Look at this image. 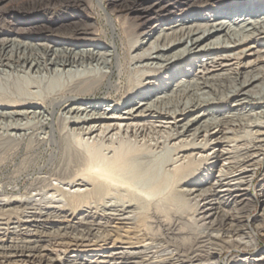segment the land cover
Returning a JSON list of instances; mask_svg holds the SVG:
<instances>
[{"label": "bare ground", "instance_id": "6f19581e", "mask_svg": "<svg viewBox=\"0 0 264 264\" xmlns=\"http://www.w3.org/2000/svg\"><path fill=\"white\" fill-rule=\"evenodd\" d=\"M13 1L15 0H0V22L20 14L31 15L36 5L48 6L54 1L79 2V0H24L25 3L20 6H3ZM112 1L115 4L117 0ZM223 1L225 0H119L121 6L128 12H135L136 17H143L144 22H148L151 17L162 16L164 19L176 13L184 14L188 10L206 6L222 9L220 13L225 17H235L234 14L245 12L246 16L250 12H257L258 15L257 18L248 19L237 15L236 19L227 18V20H219L202 27L186 26L190 22L205 20L206 14L203 12L208 11L199 10L202 14L185 16L179 25L174 24L169 27L172 29L170 35L164 32L165 27L163 26H160L151 36L149 35L151 31L146 32L139 46H142L146 37L150 39L155 33L157 36L154 42L160 41L163 44L148 46L147 52L136 54L135 59L145 61L144 66L146 67L158 66L157 68L162 69L164 75L162 78L147 77L148 83L151 82L155 89L150 88L152 91L143 92L141 95L137 93L132 98L127 96L120 106L113 103L102 107L101 104L110 96L108 94L111 89L118 90L121 87L123 62L128 53L123 43L117 44L116 42V38H119L118 28L115 19L108 13L104 0H93L96 9L103 12L107 26V29L102 31V35L107 38L109 36L110 44L103 47L104 52H101V48L97 46L91 49L82 48L74 41L75 38L83 36L93 38L94 33L81 28L72 15L68 14L55 20L45 17L36 19L39 21L34 23L23 21L22 25L27 26L15 27L14 30L21 33L57 32L61 36H66V39L72 40L71 42L65 39L61 42L50 41L48 36L37 40L35 38L33 43L31 41L22 42L16 37L6 36L8 33L0 29V36L5 35L0 38V71L4 70V67L7 69L13 67L27 75L30 73L39 75L46 72L53 79L66 76L72 81L68 89L63 92L57 91L51 96L31 95V93L24 92V94L13 96L0 92V132L5 133H1L0 136H3L1 137L3 140L6 138L8 141L16 140L17 142L19 138L24 137L26 132L18 135L7 132H20L25 127L33 128L31 122L20 124L21 120L32 117L40 124L39 126L50 128L49 141L59 145L66 137L57 127L54 114L62 108L60 117L62 115V119L76 126L75 130L79 131L78 136H88L89 139L93 136L94 142L96 138L113 142L119 134L135 139L137 136L144 135L147 130L154 131L155 127L148 121V118H156V120L160 119L164 123L172 124L170 128L175 133L171 132L168 136L175 139L181 137L179 145L177 143L175 147L172 146L174 151H179L181 148L183 150L198 149L200 153L209 145V142L213 141L215 144L212 148L217 145L221 148L217 149L216 153L213 152L212 158L222 162L215 169L211 165H209L210 168H206L204 172V175L208 176L206 180L203 178L184 181L183 185H180L178 192L188 196L189 200L191 197L195 200L192 211L186 218L178 213L179 210L177 211L179 215L169 214V210L165 211V207L173 203L172 199H165L164 204H166L161 205L162 207H158L157 204L151 205L153 208L157 207L149 214L141 210H139L140 214L139 212L135 214L133 211L135 210L134 200L147 202L146 204L150 205L155 196L157 199V195L164 191V186L178 183L183 175H187L188 171L185 170L189 162L186 158V162L183 157L184 162H179L177 165H174L177 162L174 160V166L171 168L173 177L170 178L172 183L164 182L166 183L164 184L158 174L155 175L158 177L154 176L156 179L144 178L139 167L131 163L133 161L126 159L121 161L125 157L128 158L129 153H124L127 156L122 157L120 151L121 154L115 159L112 157L114 161L103 164L100 163L101 161L98 163L95 162L96 160H90L89 157H83L84 163L78 168L76 175H79L80 183L90 182L93 185L92 190L85 189L83 192L80 190L81 185H78L70 193L69 189L66 191L56 184H51L48 186L50 189L44 194L36 193L25 198L0 199V264H214L222 249L238 247L248 250L258 245V238L248 230L251 220L248 217V210L253 208L254 204L247 191L250 186L254 185V177L264 160V64H261L260 59L263 47L257 42V39L264 38V0H233L228 4ZM230 22H237L239 29L232 28ZM178 26L180 28L177 32ZM132 34V38L136 41L129 43V50L135 46L140 36L136 32ZM52 42L53 44L50 45ZM247 42L254 44L238 52L235 51L238 46ZM199 53L206 58L200 59ZM247 53L254 55L255 58L247 60L238 67L229 64V60L246 57ZM186 56L190 58L196 56L197 62L190 60L184 66L171 69ZM85 66H89V69L92 66V71H96L95 75L99 73L98 77L92 79L84 77L87 73ZM179 73L181 77L174 81L176 74ZM114 75L115 79L112 81ZM227 79L231 85L225 88L222 82ZM220 86L225 89L219 90L220 96L214 94L215 98H207L205 93H216ZM100 87H104L106 95L101 100L93 101L92 98H95L94 94ZM51 88L53 90V87ZM51 88H49L50 91ZM203 94L206 96L202 97ZM77 96H80L83 101L68 103ZM218 97L224 98V102L216 104ZM228 99H232V104L227 108L230 111L226 114L224 107H220V104L226 103ZM214 104L217 106L209 107ZM121 106H123L122 110ZM247 107L250 108L249 113L246 112ZM197 108L199 112L182 122ZM253 108L258 111L251 112ZM179 122L182 123L178 124ZM245 127L250 128L246 132L251 137L245 143L233 146L236 152L239 149L244 151L236 155L234 153L225 166L223 161L226 162L228 157L221 158L226 154L222 144L223 140L234 141L235 137L231 139L227 133H233L234 130ZM187 132H190L187 134L191 137L190 141L187 137L183 138ZM156 133L158 134L155 131ZM255 134L261 136L258 141H253L254 138H259L254 137ZM198 137H201L199 142H197ZM76 148L74 151H78ZM209 155L210 152L202 158L209 160ZM190 171L192 170H189V173ZM145 176L147 177L148 174ZM74 182L70 180L69 186L74 187L75 185L72 186ZM257 188L259 193L264 192V179L257 185ZM49 190L53 191L48 193ZM113 191L114 193H111ZM115 192H117L116 195ZM89 194L96 195L95 198H103L100 196L105 195L108 197L112 194V200L109 197L108 199L119 207L113 211L116 213H110L115 216H107L106 222L102 223L103 218L100 215L92 214L84 222L78 220L76 223L72 221L60 223L56 230L49 232L54 222L50 221L52 217L50 215V218L48 214L53 213L55 217L58 216L57 214H63V217L73 216V212L66 214L64 207L73 209L80 207L83 203L86 204L89 200L85 201V197ZM163 196L162 199H164ZM262 196L263 198L259 201L262 210L261 223L256 224L255 228L264 234V193ZM37 201L44 202L46 206H36L34 203ZM142 207H144L143 210L147 209L146 205ZM198 211L200 216L196 218L194 213ZM113 219L124 221V223L113 230H106L104 227L109 220ZM199 220L203 221L202 224H198ZM121 230L124 231L123 235L120 234ZM8 235H14L12 239L19 237V241L5 240L4 238ZM47 246H55L58 249L53 250L55 247L49 249ZM86 246L96 248L84 250L82 254H78L82 250L78 248ZM68 250L76 254L68 256ZM87 251L95 252V255H87ZM100 252L102 254L97 259L93 257ZM255 256L256 259L248 264H264V248L260 249ZM247 258V256L243 257L244 262ZM212 259L214 263L210 261ZM203 261L207 262L202 263Z\"/></svg>", "mask_w": 264, "mask_h": 264}, {"label": "rangeland", "instance_id": "374dc122", "mask_svg": "<svg viewBox=\"0 0 264 264\" xmlns=\"http://www.w3.org/2000/svg\"><path fill=\"white\" fill-rule=\"evenodd\" d=\"M23 1L24 0H15L13 2H7V3L3 4V6L4 5H6V6L7 5L8 6H10V5L20 6L21 4L25 3ZM231 1H233V0H225V1H223V3L228 4V3H231ZM244 1H248V0H244ZM104 2H105L106 9L109 11L108 13H110L112 15L113 19H115V21H116V25L118 28L117 32L119 35V38H116V42H117V44L123 43L124 47H127L128 53L126 55V59L123 62L122 79H121L122 83L120 84L121 87H119L118 90L117 89L116 90L115 89L110 90V92L108 94L110 96H108L106 98V100L104 99L102 101L103 103H101L102 107H107V105L113 104V103H116L118 106H120L121 103L125 100V98H127V96L129 98H132V97H135L137 95V93L139 95H141V93H143V92L152 91L155 89V87L153 85H151V82L148 83L149 79L147 77H149V76L150 77L151 76L157 77V78L163 77V75H164L163 70L160 68H157L158 66L153 67V65H151V66L146 67V66H144L145 61H143V60L137 61V59H135L136 54L144 53V51L147 52L148 46L154 47L155 44L156 45L163 44L160 41L154 42L155 36H157V33H155L154 36L150 39L148 37H146L147 38V39H145L146 41L144 40L142 46H139L140 40H141V38L145 37L146 32L151 31L149 34L151 36L155 31H157V29L160 26H163V28L165 27L164 32H166V33H168V35H170L172 32V29H169V27H172L174 24L179 25L183 17L190 16L192 14L200 13V11H202V10L208 11V12H203V14H206V16H204L205 20L190 22L186 26H190V25H192V27L197 26V25L201 26V27L205 26V25L207 26L209 24L216 23L219 20H227V18L230 20L236 19V18H238L237 15H239V16L241 15L242 18L245 17L247 19L250 17L257 18V16H258L257 12H250L246 16V12H245L243 14H234L235 17L234 16H226L225 17L224 14L220 13V11H223L222 9L218 10L217 8L213 9L212 6H206V7H202V8L197 7L195 9L188 10V11L184 12V14L176 13V14L172 15L171 17L164 18V19H162V16L151 17L148 22H144L143 17H140V18L136 17L137 14L135 12H128V10H126V8L121 6L120 5L121 2H119V0H117L115 2V4L113 3L112 0H104ZM91 5H93L95 7L93 0H79V2L75 1V2H69V3L54 1V3L52 5H48V6H45L44 4L36 5L34 7V11L31 14L32 16L31 15L25 16V15L20 14V15H16L13 17H8V19H6L5 21L0 22V29L4 30V32L8 33L6 36H8V37L11 36V38L16 37V38H18V40H20L22 42H26V41L30 42L31 41V43H33V42H35V40H34L35 38L37 40V39H40L41 37H44V36H48V39L50 41L61 42V40L65 39V41L71 42L72 40L66 39L67 38L66 36H61L57 32H53V33L52 32L51 33L42 32L41 33L39 31H31V33L30 32H22L21 33L19 31L17 32L16 30H14L15 27L20 28L21 26L22 27L27 26L24 24L22 25V23H24L25 21L29 22V23H34L36 21H39L36 19L45 18V17L55 20V19H61L65 15L68 14V15H72L74 21L78 22L79 23L78 25H80L81 28H83V29L86 28L87 30H89V32L94 33L93 38L83 36V37L78 38V39L75 38L74 41L76 43H78V45H81L82 48H90L91 49L93 46H97V47L101 48V52H104L105 48H103V47L110 44L109 36L107 38V37H104L102 35V31L104 29L105 30L107 29L105 20L103 18L104 15H103V12L96 9V7L94 8L92 6V8H91ZM115 5H117V6H115ZM219 5H223V4H219ZM200 14H202V13H200ZM165 15H166V13H165ZM230 25L235 30H238L240 27L237 25V22H235V23L230 22ZM54 27H56V26H54ZM179 28H180V26L177 27V32L179 31ZM135 32L137 34H139L140 36H139V39L137 40V42L135 43V46L131 47V49L129 50V43L132 42L133 40H135L132 38V35H133L132 33H135ZM3 36H5V35H1L0 38H3ZM257 42L261 47H263L262 52H261V58H260L262 61V63L261 62L260 63L263 65L264 64V57H263L264 56V38L263 39H261V38L257 39ZM52 44H53V42L50 43V45H52ZM250 44H252V43H250V42L244 43V44L238 46L235 49V51L238 52L242 49L248 48V46ZM150 45H152V46H150ZM199 57H200V59L206 58L201 53H199ZM254 58H255L254 55H249L247 53L246 57H242L240 59L234 58V59L229 60V64H231L235 67H238L240 64H243L247 60H252ZM190 60H192V61L196 60V62H197L196 56L192 57V58H190V56H186L180 62H178L175 67L172 66L171 69L174 70L177 67L184 66L188 61L190 62ZM92 68H93L92 66H90V69H89V66H85L87 73H85L84 77H87L88 79H90V77H91V79L98 77L99 73L95 75L94 72H96V71L93 72ZM4 70L0 71V92L12 94L13 96L17 95V94H24V93H31V95L32 94L33 95H36V94L46 95L47 94L48 96H51V95L56 94L57 91H59V92L65 91L72 84V81H70L71 79L69 77H66V76H63V77L58 78V79L56 77L53 79L52 76L48 75L46 72H42V74H39V75H37V74L31 75V73H30V74H28L29 75L28 76L26 73L21 72L19 69L16 70L13 67H10L9 69H7V67H4ZM177 71H178V69L176 70V72ZM115 75H116V73H115ZM115 75L113 76L112 81L115 79ZM180 77H181L180 73L176 74L174 81L178 80ZM170 82L173 83V81H170ZM222 83H224L222 85L225 86V88L227 86L231 85L229 79L223 81ZM148 85H150V86H148ZM51 87H53L54 91L52 90ZM47 88L48 89L51 88V91H50V89L47 90ZM150 88L151 89L153 88V89L150 90ZM218 88H217L218 91L216 93H214V92L205 93L207 95V98H215L216 96L214 94H217V96H220L221 92H219V90L220 91H221V89L225 90V89H223L224 87H221V86ZM114 91H117V92H114ZM105 92L106 91H105L104 87H100L99 89H97V91L94 94L95 98H92L93 101L94 100H96V101L101 100L106 95ZM151 93H153V92H151ZM208 94H209V96H208ZM210 95H211V97H210ZM205 96L203 94L202 97H205ZM224 100H225L224 98L218 97V100H216L217 101L216 104H218V102L219 103L224 102ZM76 101L80 102L83 100H81L80 96H77L74 100L68 101V103H73ZM216 104L211 105L209 107L213 108V106H217ZM230 104H232V99H228L226 103H222V104H220L221 106L220 105L219 106L224 107L226 114H228V111H230V110L227 108L229 107ZM120 109L122 110L123 106H121ZM248 109H250V108L249 107L246 108L247 113H249ZM199 111H200L199 108H197L191 114L186 116V118L182 122L191 118L193 115H195ZM254 111H258V109L253 108L251 110V112H254ZM60 114H62V108L59 111L55 112V114H54L55 121H56L57 127L61 131H63L62 134L66 137V139H64L62 141L63 143L61 142L59 145L54 143V142L49 141L48 137H49V133H50V128L47 126H43V127L39 126L40 124L36 121L35 118L32 119V117H28V119L26 118V119L21 120L20 124L25 123V122H31L30 124L33 126V128L31 127V129H30V128L25 127L20 132H17V131L16 132L15 131H11V132L8 131L7 132L9 134L14 133L16 135H18L19 133H22V132L23 133L26 132L25 136L22 138H19L17 142H16V140H14V142H13V140L8 141L6 138H4V140H3V138H1L3 136H0V144H1L0 145V199L25 198L28 195H31V194L34 195L36 193L44 194V192H46L48 189H50L48 186L51 184L52 185L56 184L59 187H61L62 189H65L66 191H67V189H69L70 193L73 191L74 188L76 189L78 185H81L80 190L83 192L85 189L86 190H89V189L92 190L93 185L90 182L84 181V182L80 183L79 178H78L79 175H76V173L78 172L77 171L78 168H80L82 166L81 164L84 163V160H82L83 157H87V158L89 157L90 160H92V161L96 160L95 162H98V163L101 161L100 163L103 164L105 162L109 163V161H114L112 159V157H114V159H115L121 153H122V157L127 156V154H124V153H129L128 158L125 157V158H123V160L121 159V161H125V159L129 160V161H133L131 163L134 166L136 164V166L139 167V171H141V175L144 178L156 179L155 177H158V176H155V175L158 174L159 177L161 176L160 179H161L162 183H164V182L172 183L171 179L173 177V172H172L173 169H171V168H173L174 165L179 164V162L180 163L184 162L185 158H186V161H188L189 164L186 167L187 169L185 171H188V174L183 175L178 183H175V184L173 183L172 185L164 186L165 188L164 189L162 188L164 191H162L160 193V195L159 194L157 195V199L155 196V199H153L151 201L152 203L150 202V205H149V203L147 205L146 204L147 202L142 203L137 199L134 200L133 206H135L134 207L135 210H133V211L135 214H137V212H139L138 214H140L139 210H141V212L145 211L144 213L149 214V212H152V210L154 211V208H156L157 206L160 207L161 205L162 206L165 205L166 204V203L164 204L165 199H168V200L172 199L173 203L167 205V207H165V211L169 210L168 211L169 214H177V215L180 214L181 216H183V217L185 216L187 218L188 214H190V212L192 211V208L194 206L193 204H195V200H193L191 196H190L191 198L189 200L188 196L186 197L182 193L178 192V190L183 185V182L184 181L199 180V179H203V178L206 180L208 178V176L204 175L206 168H210L209 165H211L212 168L215 169L218 167V165H220L222 163L219 159L212 158L214 156L213 152L216 153L217 149L221 148L220 145L214 146L212 148V146L215 144V142H213V141H212L213 143L209 142V145H207L203 151H200V153H198V149L183 150L181 148L179 151L178 150L174 151L172 149V146L175 147V145H177V143L179 145L181 137L175 139L173 137L168 136V135H170L171 132L175 133V131H173V129L170 128V125H172V124L171 123H164L163 120H160V119L156 120V118H148V121L150 123H152V125L155 127V130L152 131L150 129L151 132H149L150 130H147V132H145L144 135L137 136L135 139H134V137H131V136L126 137V136H122L121 134H119V135H117L118 138L115 139L113 142H109V140H105V139H98L97 140V138L95 139V142H94L92 140L93 136L90 139L88 138V136H78L79 131L75 130L76 126L71 125V123L68 120L65 121V119H62L63 117H62V115L60 117ZM60 119H62V120L60 121ZM182 122H179L178 124H180ZM168 128L171 129V131ZM249 129L250 128L245 127V128H240L238 130L236 129V131L234 130L233 133L232 132L227 133V136H229L231 139H233L232 137H235V140L228 142V140L225 139V140H223L224 142H222L223 146L225 147L224 150H225L226 154L221 158H227L228 157L227 158L228 160H226V162L223 161L225 166L227 165L228 161L231 160V157L233 156L234 153H235L234 155H236V154L242 153L244 151V150L239 149L240 151L238 150L236 152V150L234 151V147H235V145H241V144L245 143L247 140H249L251 135L249 136V133L246 132ZM155 131L158 132V134L157 133L155 134ZM167 131H169V132H167ZM165 132H167V133H165ZM1 133H2V131L0 132V134ZM65 133L68 135V139H67V135ZM189 133L190 132H187L185 134V136H183V138L187 137L188 141L191 140L190 135H187ZM2 134H5V133H2ZM256 136L259 137V135L255 134L254 137H256ZM260 138H261V136L259 138H254L253 141H258ZM41 139H42V141H41ZM46 139H47V141H45ZM200 139H201V137H198L197 142H199ZM74 140L75 141L77 140V141L75 142ZM103 140H104V142H103ZM78 141L80 142V144ZM91 142H92V144H91ZM111 143H113V144H111ZM263 144H264V141H263ZM75 148L78 151H74ZM120 151H121V153H120ZM208 152H210V155H209L210 159L205 160L202 157L205 156V154ZM91 155H92V157H91ZM172 157H173V160H171ZM183 157H184V161H182ZM179 158H180V161H178ZM187 158L188 159L190 158L191 160L193 158L194 161L193 160L191 161L190 159L188 160ZM174 160L177 161L175 164H174ZM214 166H216V167H214ZM189 170H192V171H190V173H189ZM263 171H264V160L262 161L261 165L259 166V170L257 171V173L254 177V185L250 186L248 191H247L249 197L252 199L253 204H254V207L250 208V210H248V215H249L248 217L251 219L249 221L250 226H249L248 230L251 231V233L254 237L258 238V245L255 248H252V249L250 248L248 250L238 248V247L222 249L220 251V254L218 255V257H216V259H217L216 262L213 261V259L210 260L213 263L215 262L214 264H248L249 262L255 260L256 259L255 254H257V252L260 249L264 248V234L261 233L260 231L256 230V228H255L256 224L261 223V216H262V210L260 208L259 201L263 198L262 195L264 192L261 191L259 193L257 185L262 181V179H264V176H263L264 172ZM147 174H148V176L146 177L145 175H147ZM162 175H164V176H162ZM162 177H164V178L162 179ZM165 178H168V179H165ZM70 180L75 181L74 184H72V186L75 185L74 187L69 186ZM166 183H164V184H166ZM52 191L53 190H51V191L49 190L48 193L52 192ZM111 193H114V191ZM56 194H59V193H56ZM116 194H117V192H115V195ZM162 194H164L165 196H163ZM161 195L164 197V199H162ZM60 196H58V197H60ZM89 196H90V198H89ZM95 196L96 195H90V194L88 195V197L86 196L85 201H87V200H89V201H87L86 204L85 203L81 204L80 207L73 208V209H71L67 206L64 207V211H66V214H72L70 212H73L74 217L72 215L67 216V217H63V214H57L58 216H61V217H58V216L55 217V216H53V215H55L53 213L48 214L49 217H50V215L52 217V218L50 217L51 218L50 221L54 222L52 227L49 229V232L56 230L57 226L60 223H66L68 221L69 222L72 221V222L76 223V222H78V220H81L84 222L87 219H89L88 217L91 216L92 214L100 215L103 218L101 222L105 223L107 216H109L110 213H113V214L116 213V211L115 212H113V211L115 209H118L119 207H117L113 202H110L113 198L112 194H110L111 197L108 196L109 198H111V200L108 199L107 195L100 196L103 198H99V197L95 198ZM92 197H94V198L92 199ZM105 197H107V198H105ZM61 199H62V197H61ZM160 199L163 201H161ZM98 200H99V202H98ZM158 200H159L160 205H158L159 203H157ZM101 201H103V202L101 203ZM182 201H183V203H182ZM37 202L34 203L36 206H40V207L46 206L43 204L44 202H39V201H37ZM137 202H139V204ZM143 204L146 205L145 208L148 209V207H149L150 210L146 209L148 212L146 210H143L144 207H142V206H145ZM155 204H157L156 207H154V208L151 207V205L155 206ZM191 204H192V206H191ZM137 206H139L141 209H138ZM172 210L175 213H173ZM178 210H179V212H178L179 214L177 213ZM229 211H232V210H229ZM198 213H199V211L194 213V216L196 218H198L200 216V215H198ZM86 216H87V218H86ZM110 216H115V215H110ZM110 218H112V217H110ZM202 222H203L202 220L201 221L199 220L198 224H202ZM121 223H124V221L122 222L120 220H114V219L109 220V223L104 228L108 231L111 229L113 230L116 227L123 225ZM193 228H195V227H193ZM123 232L124 231L121 230L120 234L123 235ZM13 236L14 235H8L4 239L5 240L6 239L7 240L16 239L17 241H19V237H17V238L15 237L12 239L11 237H13ZM162 243L164 245H166V243H164V242H162ZM98 244H101V243H98ZM54 247L49 246L48 248L53 249ZM55 248L53 250L58 249V247H55ZM95 248L96 247H94V246H86L83 248H78L79 250L82 249L78 254H82L84 250H91V249H95ZM69 251H71V250L67 251L68 256L76 254V252H69ZM86 254L87 255H93V254L95 255V252H88L87 251ZM101 254L102 253L100 252V254H98L97 256H93V257H95L97 259L99 257V255H101ZM246 256L248 258L246 259V262H244L243 257H246ZM205 262H207V261H203L202 263H205Z\"/></svg>", "mask_w": 264, "mask_h": 264}]
</instances>
